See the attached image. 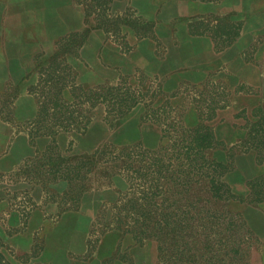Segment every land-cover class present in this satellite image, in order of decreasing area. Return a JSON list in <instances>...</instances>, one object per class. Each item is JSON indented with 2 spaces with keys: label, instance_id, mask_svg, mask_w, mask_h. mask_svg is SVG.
<instances>
[{
  "label": "rangeland",
  "instance_id": "rangeland-1",
  "mask_svg": "<svg viewBox=\"0 0 264 264\" xmlns=\"http://www.w3.org/2000/svg\"><path fill=\"white\" fill-rule=\"evenodd\" d=\"M75 1L82 14L71 24L81 28L70 26L59 43L44 46L51 49L47 53L37 56L39 48L34 49L35 61L23 70L27 90L60 91L63 102L46 105L45 118L28 90L34 102L25 109L30 117L13 123L10 146L21 161L13 171L0 172V264H49L55 248L67 252L59 259L69 264H264V143L250 148L247 136L264 118V0ZM206 42L224 53L228 67L211 61L205 76L191 77L198 82H178L173 68L199 63ZM101 85L129 88L138 102L109 122L102 106L89 116L85 104L72 105L75 86ZM236 90L250 91L242 99L245 108L230 106ZM0 96V116L12 120L15 94ZM69 110L81 124L89 118L84 132L53 125L54 135L33 136L50 127L49 121L69 118ZM233 123L246 127L234 130ZM201 124L211 125L223 142L210 155L224 164L221 180L231 197L211 198L208 179L200 182L195 167L183 168L186 175L170 167L156 189L148 188L152 176L144 186L127 180L138 176L123 169L127 154H156L168 163L182 128ZM132 164L133 170L139 166ZM143 190L155 194L146 199L156 209L153 232L165 227L159 224L164 214L180 223L175 242L139 239V216L147 207ZM132 194L137 213L126 219L123 210ZM174 202L181 208L171 212ZM214 204L222 206L217 213ZM63 213L68 215L59 220ZM212 216L233 218L243 228L202 230L200 221Z\"/></svg>",
  "mask_w": 264,
  "mask_h": 264
},
{
  "label": "trees",
  "instance_id": "trees-1",
  "mask_svg": "<svg viewBox=\"0 0 264 264\" xmlns=\"http://www.w3.org/2000/svg\"><path fill=\"white\" fill-rule=\"evenodd\" d=\"M117 86H96V87H89L86 89H83L79 86H75V90L71 93V96L73 100L71 101L72 105L78 106L79 104H85L87 107L86 112L90 115V112L99 106H102L104 109L105 116L103 117L106 121L108 118L111 119H118L127 114L138 102L137 97L135 96L134 92L130 91L129 88H125V90H119ZM29 92L33 93L39 103V108H42L41 112L45 114L47 112L48 105L52 108L58 107L59 103L63 102V98L61 96L60 91H54L52 92L51 89L47 90L46 92L40 91L38 92L34 88H29ZM47 107L45 108V106ZM40 112V113H41ZM74 110H69V118L64 117L63 120H51L50 127L44 126V130L37 129L33 136L37 135H54L55 132L52 127L53 125H57L58 128L61 130H67L69 128V131H75L77 133H82L86 130L87 125L89 123V118L81 124V122H77L75 120V117L73 116ZM39 113V115H40ZM46 115V114H45ZM48 115H46L45 118H47ZM43 119V121L45 120ZM260 123L256 124L258 125V128H250V130L247 133V136L250 135L251 139V147L253 146H259L261 143H264V118L260 116ZM109 122V121H107ZM166 126V125H165ZM246 126H244L245 128ZM168 128V126H167ZM182 128V127H181ZM183 132L181 133V139L177 137L176 140L172 143V149H171V158L168 160V163H165L163 161V157L157 156L156 154L154 157H132V155L129 153L127 154L126 161L124 162V170L132 171L135 173V175L138 176H126L127 180L129 182H133L134 179H139L143 184L146 185L149 176H152L151 181L153 182V186H148L149 189H156L158 186V181L160 180V177L162 175V172L165 170H171L170 167L177 169L176 173H182L183 175H186V171L182 170L189 169L195 167V171L198 175V179L200 182H203L205 178L208 179V184H210V189L206 191V193L210 194L211 198L215 200H225V197L230 196L231 194H228L229 189H223L225 188L224 182L221 180V177L223 175L221 169H223L225 166L223 163L217 161L214 158H211V151L214 149L219 148L220 146H223V142L216 139L212 126L209 124H201L199 126H196L195 128H182ZM162 138H166V130L162 131ZM253 144V145H252ZM248 149V148H247ZM210 157V159L208 158ZM177 160L175 163L176 165L172 164L170 160ZM133 162L138 163V168L135 170L132 169ZM87 164L90 162H86ZM189 171V170H188ZM208 171L212 172L210 176L205 175ZM143 172V173H141ZM177 174L175 178H177ZM180 174V175H182ZM154 175L157 177L155 178ZM187 178V176H186ZM175 182V180H174ZM205 182H203L204 184ZM175 187H177L176 184H174ZM202 185V184H201ZM159 187V186H158ZM153 189V190H154ZM210 191V192H208ZM149 194V195H148ZM150 194L152 196H155L153 191L147 192L146 190L142 191V199H145L144 205L146 204V210L144 213H142L139 217H142V227L143 229L140 231V234L142 236H138L139 239L141 238H156L157 240L161 241L162 237H168L172 243L176 241L175 238H177L181 232L180 223L176 219H171V214L167 213L164 214V220L162 218L159 220V224L163 223L165 225L164 228L159 227V232H153L154 226H151L152 217L156 213V209L152 208V204L148 201L146 202V199L150 198ZM224 197V198H223ZM135 199L133 194L131 195V198L128 200L127 205H125L124 212L125 216L124 218H132V216L137 213L133 210H135ZM215 206V204H214ZM222 206L216 205L215 210L216 213L218 212L217 208H221ZM173 211H178L181 206L174 202L170 207ZM164 209V208H163ZM162 209V210H163ZM225 216V215H224ZM226 217V216H225ZM203 218L204 220L200 221L199 227L202 230H216V229H224L227 231L230 230H240L243 228V224H240L241 222H237L233 218H225L220 220L219 218L215 217L213 220V216ZM202 219V218H201ZM121 222L118 223L116 226L117 229L121 230L123 229L120 225ZM163 225V226H164ZM130 232V230H128ZM132 233V232H131ZM154 233V234H153ZM157 233V234H156ZM137 240V241H140ZM164 241V240H163ZM1 259V257H0Z\"/></svg>",
  "mask_w": 264,
  "mask_h": 264
},
{
  "label": "crops",
  "instance_id": "crops-1",
  "mask_svg": "<svg viewBox=\"0 0 264 264\" xmlns=\"http://www.w3.org/2000/svg\"><path fill=\"white\" fill-rule=\"evenodd\" d=\"M166 1L161 0L163 3ZM148 2L153 4L159 0ZM81 14V9L75 0H0V93L13 92L16 96L11 103L13 119H3L0 116V142L4 144V148L0 149V172L13 171L21 161V156L10 146L15 135L13 123L25 121L30 117L25 109L34 106V102L29 100L26 95L28 90L25 83L24 67L27 63L35 61L34 49L39 48L40 53L37 56L43 52L51 51L44 46L53 47L59 43L66 29H69L70 26L75 27L74 24H71V20L75 17L80 19ZM75 28L80 29L81 26L78 25ZM200 37L203 41L206 40L204 35ZM203 45L204 47L201 48L203 57L199 63L194 66L183 65L173 68L171 75L178 77V82L181 80L198 82L191 77L205 76L211 61H218V67H228L230 61L224 58L223 52H217L213 44L206 42ZM166 59L167 57L163 58V60ZM177 59L183 60L184 58L177 57ZM163 69L165 67L161 66L160 70ZM239 74L242 73L239 72ZM242 77L244 76L242 75ZM248 88L251 87L248 86ZM249 93L250 91L243 90L232 91L234 103L230 106L237 109L245 108L247 105L242 102V99L250 96ZM1 98L0 96V109L3 108ZM231 127L234 130L244 129L234 123L231 124ZM67 215L63 213L56 217L60 220ZM54 252L55 259L49 264H69L68 261L61 262L63 257L59 259L60 254H64L67 258V252H63L60 248H55Z\"/></svg>",
  "mask_w": 264,
  "mask_h": 264
}]
</instances>
